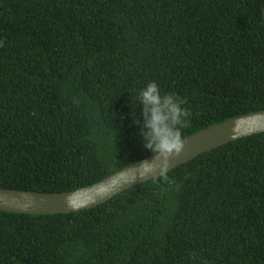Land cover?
Masks as SVG:
<instances>
[{"label": "trees", "instance_id": "16d2710c", "mask_svg": "<svg viewBox=\"0 0 264 264\" xmlns=\"http://www.w3.org/2000/svg\"><path fill=\"white\" fill-rule=\"evenodd\" d=\"M151 81L187 101L182 138L264 109V0H0V187L70 191L153 155ZM0 264H264V132L90 209L0 210Z\"/></svg>", "mask_w": 264, "mask_h": 264}, {"label": "water", "instance_id": "95a60500", "mask_svg": "<svg viewBox=\"0 0 264 264\" xmlns=\"http://www.w3.org/2000/svg\"><path fill=\"white\" fill-rule=\"evenodd\" d=\"M261 132H264V109L212 124L183 138L182 152L178 156L173 155L169 161L153 154L112 172L93 184L70 191L41 192L0 187V210L26 214H59L90 209L135 185L151 179L158 180L163 174L205 152Z\"/></svg>", "mask_w": 264, "mask_h": 264}, {"label": "clouds", "instance_id": "9594fccd", "mask_svg": "<svg viewBox=\"0 0 264 264\" xmlns=\"http://www.w3.org/2000/svg\"><path fill=\"white\" fill-rule=\"evenodd\" d=\"M142 109L140 118H134L139 127L143 146L155 157L169 161L184 148L181 130L190 124L191 112L187 101L173 93H165L156 81H151L138 93ZM135 117V113H133Z\"/></svg>", "mask_w": 264, "mask_h": 264}]
</instances>
